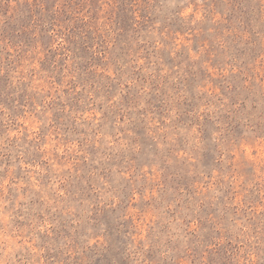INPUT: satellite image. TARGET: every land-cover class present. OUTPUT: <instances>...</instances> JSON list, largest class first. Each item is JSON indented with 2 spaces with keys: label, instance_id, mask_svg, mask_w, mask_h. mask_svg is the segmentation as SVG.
<instances>
[{
  "label": "rangeland",
  "instance_id": "obj_1",
  "mask_svg": "<svg viewBox=\"0 0 264 264\" xmlns=\"http://www.w3.org/2000/svg\"><path fill=\"white\" fill-rule=\"evenodd\" d=\"M0 264H264V0H0Z\"/></svg>",
  "mask_w": 264,
  "mask_h": 264
},
{
  "label": "trees",
  "instance_id": "obj_2",
  "mask_svg": "<svg viewBox=\"0 0 264 264\" xmlns=\"http://www.w3.org/2000/svg\"><path fill=\"white\" fill-rule=\"evenodd\" d=\"M57 25H59V26L61 27L60 24H57ZM72 39H74V38L72 37ZM66 43H68V46H70L71 44L73 45V44L75 43V41H74V40H67ZM106 49H107V48H106ZM103 51L105 52V49H104ZM43 57H44V55H43ZM44 58H45V57H44Z\"/></svg>",
  "mask_w": 264,
  "mask_h": 264
}]
</instances>
